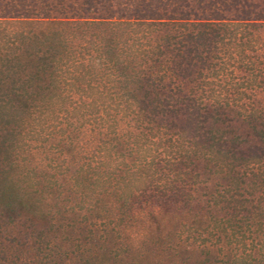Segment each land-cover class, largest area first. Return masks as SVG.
Listing matches in <instances>:
<instances>
[{
	"label": "rangeland",
	"instance_id": "obj_1",
	"mask_svg": "<svg viewBox=\"0 0 264 264\" xmlns=\"http://www.w3.org/2000/svg\"><path fill=\"white\" fill-rule=\"evenodd\" d=\"M102 1H111L123 12L136 6L143 10L144 5L173 4L171 0ZM176 1L189 10V17H197L198 11L204 13L202 17L211 18L207 13L212 12L224 19L170 23L154 33L165 48V63L172 73L176 61L183 68L180 78H170V86L182 84L189 105L224 108L229 110L227 117L263 122L261 130L252 129L258 145L250 146L241 138L234 145L228 138L206 143L199 136H206L201 121L198 128L189 126L179 134L171 126L154 125L150 131L152 125L143 122L139 130L147 133L138 141L151 147L154 158L140 178H130L129 184L122 182L123 188L114 190L112 198L123 189L131 199L124 214L101 211L92 223L72 221L64 240L41 233L0 243V264H193L197 259L192 250L212 255L214 264H228L233 255L238 264H264V0ZM0 26L10 32L46 28L11 19L1 20ZM151 28L136 26L143 42ZM40 124L19 136L16 169L23 186L38 190L53 180L60 163L68 167V174L76 164L70 157L75 144L67 147L57 126ZM238 148H247L240 153L250 157H233L232 149ZM69 193L64 196L66 205L75 202L76 194ZM36 195L49 203L55 194L47 189ZM64 213L80 217L70 210Z\"/></svg>",
	"mask_w": 264,
	"mask_h": 264
},
{
	"label": "trees",
	"instance_id": "obj_2",
	"mask_svg": "<svg viewBox=\"0 0 264 264\" xmlns=\"http://www.w3.org/2000/svg\"><path fill=\"white\" fill-rule=\"evenodd\" d=\"M171 1L123 12L102 0H0V24L11 19L46 27L10 32L0 26V243L41 233L64 240L72 221L92 223L101 211L124 214L131 199L123 189L116 198L112 194L123 188L122 182L140 178L154 158L151 147L138 141L147 133L139 130L143 122L152 125L150 131L154 125L171 126L179 134L201 121L206 136H199L206 143L228 138L234 145L241 138L258 145L252 129L261 130L263 122L227 117L224 108L189 105L182 84L170 86V78H180L183 68L176 61L172 73L154 33L170 23L224 19L212 12H205L211 18L202 17L198 11L189 17L183 3ZM141 25L153 28L144 34L145 42L136 31ZM39 123L57 126L60 139L76 149L70 174L60 163L40 190L23 186L16 173L19 136ZM79 133L83 137L77 138ZM238 149H232L233 157H250L240 153L247 148ZM47 189L55 194L49 203L36 195ZM69 191L76 194L75 202L66 205ZM68 210L80 217L69 218ZM190 253L197 259L193 264L215 262L208 253ZM232 257L227 263L238 264L239 258Z\"/></svg>",
	"mask_w": 264,
	"mask_h": 264
}]
</instances>
